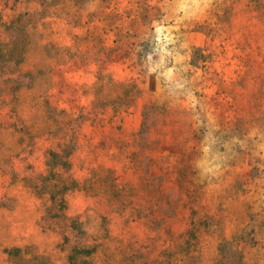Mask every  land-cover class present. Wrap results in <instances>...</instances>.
Wrapping results in <instances>:
<instances>
[{"label":"rangeland","instance_id":"1","mask_svg":"<svg viewBox=\"0 0 264 264\" xmlns=\"http://www.w3.org/2000/svg\"><path fill=\"white\" fill-rule=\"evenodd\" d=\"M98 1L57 0L40 15L45 23L29 27L36 49L20 64L30 74L17 79L19 118L0 127V264H16V248L22 264H68L74 247H94L89 264H160L184 222L148 218L142 183L174 191L181 152L192 159L182 166L185 190L200 191L206 208L220 201L230 228L224 247L217 246L218 233L207 231L203 263L264 264V228L254 243L238 245L231 215L264 212V119L233 145L214 139L245 114L248 100L264 98L250 80L259 82L264 65L255 39L218 21L217 0H151L163 17L143 58L133 51L116 61L84 62L66 46L93 24L88 18ZM14 3L0 0L3 18L16 14ZM255 30L250 24L248 31ZM194 47L205 50V64H190ZM250 56L261 63L251 65ZM13 59L0 58V66L15 65ZM2 107L0 124L10 120ZM60 137L76 139L75 149L69 166L50 172L46 187L40 180L46 151ZM250 143L263 158L258 168L234 149ZM254 225L250 218L248 228Z\"/></svg>","mask_w":264,"mask_h":264},{"label":"trees","instance_id":"2","mask_svg":"<svg viewBox=\"0 0 264 264\" xmlns=\"http://www.w3.org/2000/svg\"><path fill=\"white\" fill-rule=\"evenodd\" d=\"M14 1L13 8L16 10V14L9 17V19H7L8 16L5 17L6 19L3 18V13L0 10V58L4 60L9 58L10 61L15 60L13 59L15 55L18 56L15 65L13 64L14 66H0V103L3 106L1 110L7 112L10 117L9 121H2L1 128L8 125L14 126L17 123V118H19V115L16 117L13 108L17 99V91L15 92V90L22 85L17 79L20 75L30 74L29 71L22 72L20 64L34 48L36 49V47H32L33 39L29 27L36 21H40L41 24L45 23L44 17L40 15L49 6L57 2V0ZM111 1L99 0L96 10L88 18L89 23H93L90 28H87L84 33L72 36L69 45L66 46L71 55L84 56L85 59H82L84 62H93L97 65L98 63H107L128 57L133 51L137 52L140 58L144 57L143 52L153 44L150 31L154 27V23L163 17L160 5L156 2L152 3L151 0H126L123 5H120V3L114 5ZM21 5H26L28 8L24 9ZM216 7H218L216 10V17H219L218 21H225L227 26L241 30L243 37L248 42H254L253 39H255L262 55L261 59L264 60V0H217ZM238 22L242 23H239V25ZM250 24L257 28L254 35L252 31H248ZM258 32H260V35ZM40 38H44L42 32ZM34 45L36 46L35 43ZM250 58L251 65L257 62L255 56H250ZM206 62L205 50L194 47L190 55V64L195 66V64H205ZM261 68L263 71L258 79L259 82L256 83L254 81L256 79L253 80L251 76L250 80H252V87L264 96L263 64ZM15 83L17 84L14 85ZM236 102L233 101L231 104L235 105ZM261 119H264V98L248 100L245 114L237 117L235 123L227 131L224 128L218 130L214 139L217 142H231L233 145L232 142L245 139L247 126L259 125ZM75 142L76 139L69 141L68 138L65 139L64 137H60L57 141H51L50 147L46 151L44 173L42 176L40 174L42 172L38 173L41 177L40 180L46 181L44 186L48 187L50 185V180H48L50 172H54V170L61 171L62 168L69 166L68 158L75 149ZM71 143L72 147H69L68 144ZM234 149L239 155L248 157L253 168H258L264 160L257 156L260 151L254 153L253 143H250L248 147ZM191 161L192 159L187 153L181 152L176 156L173 166L176 188L172 192L161 191L149 179H145L142 183L147 208L145 214L148 218L162 215L173 218L179 217L184 222L183 228L169 241L168 244L171 247L162 249L161 260L159 259L160 264L163 262L167 264H204V250L211 243L207 240L203 241V239H206L207 231L208 233L219 234L218 247H224L229 243L226 231L229 232L230 228L228 229V224L224 222L227 215H225V209L219 203L220 201L216 200L214 205L206 208L205 202L199 201L200 191L185 190L186 187L182 180L184 177L182 166H189ZM156 190H158L156 197L158 196L159 199L152 195ZM231 215L234 221L232 233L236 239V244L249 246L251 241L254 243L253 234L260 235L264 228V212L258 211L249 215L248 208H245V210L237 211ZM250 218L256 225L248 228ZM222 222L224 228L220 225L221 228L219 227L218 230L216 225ZM211 225L215 227H211ZM169 232L171 233L170 230ZM14 250L17 251V255H15L16 264H22L26 260L25 257L19 254L20 249L16 248ZM94 250V247H74L68 255V264H89V256ZM168 250H170V253H168ZM38 259L45 258L41 256Z\"/></svg>","mask_w":264,"mask_h":264}]
</instances>
